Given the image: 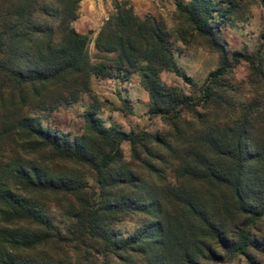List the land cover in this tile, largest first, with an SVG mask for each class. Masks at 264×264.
Instances as JSON below:
<instances>
[{"label":"trees","instance_id":"obj_1","mask_svg":"<svg viewBox=\"0 0 264 264\" xmlns=\"http://www.w3.org/2000/svg\"><path fill=\"white\" fill-rule=\"evenodd\" d=\"M81 1L0 0V264H264V33L253 51L229 54L220 39L264 0H170L173 31L115 0L94 57L91 32L72 25ZM195 38L219 54L199 86L173 46ZM133 73L163 131L105 126L96 104L80 135L42 124L90 93L91 76Z\"/></svg>","mask_w":264,"mask_h":264},{"label":"rangeland","instance_id":"obj_2","mask_svg":"<svg viewBox=\"0 0 264 264\" xmlns=\"http://www.w3.org/2000/svg\"><path fill=\"white\" fill-rule=\"evenodd\" d=\"M114 1L84 0L80 3L79 17L72 25L78 32H91L88 51L92 57L96 53L94 37L103 21L114 11ZM129 1L136 14L141 17L150 15L161 20L171 31L179 24L175 5L170 0ZM261 33H264V8L250 4L222 27L220 39L229 54L233 51H253L259 44ZM173 46L177 64L192 77L197 86L219 65V54L200 38L193 39L190 45L173 40ZM247 75L245 61L233 64L230 78L235 83L244 82ZM160 78L167 85H176L186 93L193 91L182 78L171 72H161ZM90 86V93L82 94L77 101L62 105L47 115L41 113L42 124L59 132L80 135L83 132L82 113L91 104H96L97 116L105 126H116L124 131H163L166 128L161 116L149 114L148 94L140 83L138 73L131 74L127 81L91 76ZM121 148L125 159H128L129 143L123 141Z\"/></svg>","mask_w":264,"mask_h":264},{"label":"crops","instance_id":"obj_3","mask_svg":"<svg viewBox=\"0 0 264 264\" xmlns=\"http://www.w3.org/2000/svg\"><path fill=\"white\" fill-rule=\"evenodd\" d=\"M84 0H82L80 3H82Z\"/></svg>","mask_w":264,"mask_h":264}]
</instances>
